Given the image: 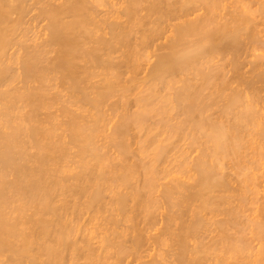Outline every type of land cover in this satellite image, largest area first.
I'll return each mask as SVG.
<instances>
[{
    "label": "bare ground",
    "instance_id": "bare-ground-1",
    "mask_svg": "<svg viewBox=\"0 0 264 264\" xmlns=\"http://www.w3.org/2000/svg\"><path fill=\"white\" fill-rule=\"evenodd\" d=\"M248 4L0 0V264L238 261L264 159Z\"/></svg>",
    "mask_w": 264,
    "mask_h": 264
},
{
    "label": "rangeland",
    "instance_id": "rangeland-1",
    "mask_svg": "<svg viewBox=\"0 0 264 264\" xmlns=\"http://www.w3.org/2000/svg\"><path fill=\"white\" fill-rule=\"evenodd\" d=\"M243 1H245V0H243ZM257 1H258V2H257ZM252 2H253V3H252ZM254 2H255V4H254ZM259 2H260V3H259ZM262 2H263V3H262ZM243 3H245V2H243ZM243 3H241V5H242ZM247 3H248V2H247ZM257 3H258V5H259V4L261 5V8L258 7ZM225 5L228 6L227 4H225ZM236 5H237V4H236ZM241 5L238 4V6H241ZM251 5H252V6H251ZM260 5H259V6H260ZM247 6H248V7L250 6V10H251L252 12L255 11V12H254L255 15H253L252 12L249 10V12L253 15V17H254V16H258V17H260V18L262 19V21H261V19H260V22L263 23V21H264V7H263V6H264V0H254V1H253V0H249V4L246 5V6H244L243 10H244ZM255 6H256V7H255ZM239 8H240V7H239ZM252 8H253V10H252ZM240 9H242V7H241ZM248 9H249V8H248ZM245 10H246V9H245ZM258 10H260V13H261V14H260V13L258 14V12H259ZM252 15H251V19L253 18ZM259 15H261L262 17L259 16ZM258 17H257V18H258ZM257 18H254V19H257ZM258 19H259V18H258ZM258 19H257V20H254V21H258V22H259ZM260 22H259V23H260ZM262 23H260V24H262ZM262 27H263V28H262ZM256 28H257V27H256ZM260 28H261V29H260ZM260 28L258 27L257 30H259V31L261 30V32H257V34L254 33V32H256V31L253 32L255 35L260 34V36H257V37H259L260 39L263 38V39H261L260 41H258V38H257V43H258V42H261V43H262V40H264V37H262V36H264V26L260 25ZM160 42H161V41H160ZM263 42H264V41H263ZM257 43H256L255 46H256V47L259 46V47H262V48H260L259 50H256L257 48L255 47V48H256V49H255L256 52H255V53L253 52V54L251 53V56H252V55H255V56H253L254 58L251 57V56H249V58H250V57L253 58V59H250L252 63H254V60H255V62H257V61L259 60V61H258L257 63H255V64H256V66H257L258 68H260V66H261V68H260V70H261V69H264V68H262V66L264 67V47H263V45H261V44H259V43H258V44H259V45H258ZM262 44H263V43H262ZM257 45H258V46H257ZM259 47H258V48H259ZM258 51H259V52H258ZM258 56H259L260 58H259ZM255 57H256V59H255ZM249 58H243V59L241 58V59H242V60H244V59L246 60V59H249ZM257 59H258V60H257ZM250 60H248V63H249ZM252 60H253V61H252ZM256 60H257V61H256ZM244 62H245V61H244ZM246 63H247V61H246ZM258 63H259V64H258ZM142 64L144 65V63H142ZM255 64H254V66H255ZM258 65H260V66H258ZM246 67L249 68V66H246ZM248 68H245V67H244V70L247 71ZM244 70H242V71H244ZM260 70H259V71H260ZM262 71H264V70H262ZM256 75H257V77H259L258 74H256ZM256 75H254V76H256ZM142 76H143V74H142L140 77H139V75H138L139 78H142ZM252 76H253V74H252ZM260 78H261L260 80H261L262 82L259 81V82H256V84L263 83V81H264V80L262 79L263 76H261ZM254 79H255V78H254ZM256 79H257V78H256ZM252 82H253V80H252ZM254 83H255V82H254ZM256 84H255V85H256ZM253 85H254V84H253ZM255 85H254L255 89H258V87L260 86V89L257 90L258 92H259V90H262V89H261V85H262V84L259 85V86L257 85L258 87L255 86ZM263 85H264V83H263ZM232 87H234V86H232ZM263 87H264V86H263ZM263 87H262V88H263ZM242 88H243V87H242ZM242 88H241V89H242ZM238 89H239V88H238ZM263 89H264V88H263ZM262 92H264V91H262ZM260 93H261V92H260ZM252 94H253V93H251V95H252ZM258 94H259V93H258ZM258 94H257V95L253 94V96L255 95V96H257L256 98H260L261 96H259L260 94H259V95H258ZM261 94H262V93H261ZM249 96H250V95H249ZM253 96L249 97V99L252 98ZM255 96H254V97H255ZM263 96H264V93L262 94V97H263ZM131 97H132V96H130L129 98H131ZM256 98H254V99H255V102H254V103H256V104H254L255 107H254V105H253L254 110H257V109H255V108H257L256 105H258V103H259V102H257V99H256ZM249 99H248V100H249ZM115 100H116V99H113V100H110V101L112 102V101H115ZM259 100H262L261 102L264 104V99L261 98V99H259ZM249 101H250V100H249ZM261 102H260V103H261ZM260 103H259V104H260ZM262 103H261V105H260L259 108H261V107L263 108V107H264ZM262 108H261V109H262ZM51 111L53 112V110H51ZM258 111H260V110H258ZM258 111H257V112H258ZM56 113H58V112H56ZM258 114H259V113H258ZM113 119H114V121L116 120V118H113ZM113 119H112V120H113ZM112 120L109 121V122H111V123L108 125L107 129L105 128V131H104V129H103V131H104L103 133H104V134L101 132L102 135L100 134L101 137L99 136L100 139H101V138H102V139L104 138L103 140H100V142L98 141L99 144L102 143L101 145H103V144H107V143H108V142H107V141H108L107 136H108V135L110 136V133H112L110 126L113 127L112 124H114V121H112ZM115 122H116V121H115ZM106 126H107V125H106ZM132 141H133V140H132ZM105 142H106V143H105ZM98 143H97V144H98ZM181 144H182V143H180V146H181ZM182 145H183V144H182ZM132 147H134V144H133ZM131 149H132V148H131ZM134 149H135V148H133V150H134ZM112 150H113V149H112ZM112 150H111L110 152H113ZM246 151H248V150H246ZM256 151H257V150H256ZM256 151H255V152H256ZM71 152L74 153L75 150H74V151L71 150ZM248 152H251V153H252L251 150L248 151ZM244 153H245V152H244ZM253 153H254V151H253ZM256 153H258V152H256ZM109 154H110V153H109ZM191 154H192V155H190L191 158H193V157L195 158V157L197 156V152H196V151H195V152H192ZM195 154H196V155H195ZM247 154H248V153H247ZM247 154L245 155L246 157H247ZM114 155H115V154H112L113 157H112V156H111V157H112V158H115L116 156H114ZM249 155H250V153H249ZM251 155H252V154H251ZM251 155H250V156H251ZM192 156H193V157H192ZM245 156H244V157H245ZM250 156H249V158H250ZM255 157H256V155H255ZM255 157H254V159H255ZM251 158H253V156H252ZM262 158H263V157H262ZM75 159L77 160V158H75ZM75 159H74V160H75ZM243 159H244V158H243ZM74 160H73V161H74ZM76 160H75V161H76ZM248 160H249V159H247V160L244 161V162H249V163H251V159H250V161H248ZM256 160H257V159H256ZM256 160H255V161H256ZM75 161H74V162H75ZM253 161H254V160H253ZM255 161L252 162V163H255ZM258 161H259V160H258ZM263 161H264V159H263ZM263 161H262V160H261V162H260V161H259V162L256 161V163H258V165H259V163H262ZM115 162H116V161H115ZM249 163H247V165H249ZM263 163H264V162H263ZM70 165H71V163H69V166H70ZM253 165H254V164H253ZM256 165H257V164H256ZM258 165H257V166H258ZM262 165H263V166H262ZM262 165H260V167L258 166V169L256 168L257 166H255V168H256L257 170H256L255 168L251 169V171L254 172L253 174H255V175H254L255 177H253V179H254V178L257 179L256 176L258 177V179H259L260 177H261V178H260L259 180H257V181H259V182H257L256 180H255V181H252V183H254V184L252 185V186H253V189L255 188L254 192L252 193V194H253L252 196L255 195V196H254L255 198L253 197L254 199L252 198V200H254V201H253V202H250L251 204L249 203L251 206H249V204H247V205L249 206V208L251 207V208H255V209H253L251 212H250V211H249V212L246 211V214L244 213L245 211L243 212L244 216L242 215V217H244V218L240 217L241 220H242V219L245 220V221H243V223H247L248 221L246 222V220H249V219H250L251 221L253 220L252 222H253L254 225H255L256 222H257L258 224L261 223V224L264 225V210H263V208H264V199H263V198H264V197H263V194H264V185H263V184H264V179H263V178H264V164H262ZM250 166H251V164H250ZM72 167H73V169H75V172H74V170L72 169ZM251 168H252V166H251ZM259 168H260V170H259ZM70 169L73 170V171L70 170L71 173H72V172L76 173V172L78 171V169L76 170V165L71 166ZM254 169H255L256 171H255ZM253 170H254V171H253ZM251 171H250V170H249V172L246 171V172H245V173H247L246 176H248V173L250 174ZM252 172H251V173H252ZM72 174H73V173H72ZM253 174L249 175V177H250V176H253ZM259 176H260V177H259ZM250 178L252 179V177H250ZM250 178H248V179H250ZM253 179H252V180H253ZM248 181H249V180H248ZM250 181H251V180H250ZM261 181H263V183H261ZM250 183H251V182H250ZM256 186H257L258 188H259V187H260V188L258 189ZM249 188L252 189V187H249ZM253 189H252V190H253ZM262 190H263V192H262ZM255 191H256V192H255ZM259 192H260V193H259ZM249 193H250V192H249ZM249 193H248V194H249ZM257 193H258L259 195H258ZM256 194H257V195H256ZM248 196H250V195H248ZM252 196H250V198H251ZM259 199H260V200H259ZM250 200H251V199H250ZM256 201H257V202H256ZM252 203H255L256 205H252ZM257 204H258V205H257ZM262 204H263V207H262ZM248 206L245 207L247 210H248ZM256 206H257V207H256ZM246 209H245V210H246ZM256 210H257V212H259V210H261V212L257 213ZM254 211H255V212H254ZM262 211H263V212H262ZM253 212H254V214H253ZM248 214H249V215H248ZM83 215L85 216L86 214L83 213L82 216H81V218H82V217L84 218ZM245 215H246V217L248 216V218H246ZM255 215H256L257 217H256ZM250 216H251V217H250ZM260 216H261V217H260ZM258 217H259V218H258ZM83 218H82V220H84ZM86 218H87V217H85V219H86ZM159 218H160V217H158V219H159ZM245 218H246V219H245ZM219 219H220V217H219ZM219 219L217 218V220H219ZM258 219H259V220L261 219L260 222H259ZM241 220H240V221H241ZM256 220H257V221H256ZM255 221H256V222H255ZM261 221H262L263 223H262ZM252 222H251V223L248 222L247 225H248L249 227L244 228V229H246V230H243V229L241 230L240 233H241V234L243 233L242 235H244V236H242V235L238 232V233L240 234V235H238V237H240L239 240L242 239V241H243L244 239H246V240L243 241V243L245 242L244 244H243L242 242H240V247H245V249H243V248L240 249V248L238 247L239 250H242V251L244 250L243 253L239 252V253H240L239 256L243 254L242 256H240V258L243 260L244 257H245V260H243V262H242V260H240V258H239V256H238V258H237L238 261L236 262V260H234V261L236 262V263H234V261H233L234 264H239V263H240V264H262V263H263V264H264V255H263V254H264V251H263V250H262V251H259V250L261 249V246H262L263 249H264V245H263V244H264V240H263V239H264V236L261 237V238H263V239H261V240H262V241H261V240L258 238V237H259L258 235H256V236L254 235L255 233H257V231H256V229L252 228V226H251ZM160 223H161V222H159V224H160ZM253 224H252V225H253ZM261 224H259V225L261 226ZM259 225H258V226H259ZM158 226L160 227V225H158ZM158 226H157L155 229H158V228H159ZM250 226H251V227H250ZM256 226H257V225H256ZM239 227H240V226H239ZM262 227H264V226H262ZM240 228H241V227H240ZM248 228H251V229L248 230ZM255 228H256V227H255ZM155 229H154V230H155ZM252 229H254V230L252 231ZM154 230L151 232L152 235H154L155 232H156V231H154ZM250 230H251V231H250ZM243 231H245V232H243ZM254 232H255V233H254ZM208 233H209V234H208ZM208 233L203 234V239H201V241L203 242V244L206 243V245H207V244L210 245V244H211L212 237H213V236H217L216 231L208 232ZM244 233H246V234H244ZM253 233H254V234H253ZM212 234H213V235H212ZM251 234H252V235H251ZM204 235H205V236H204ZM254 236H255V237H254ZM257 236H258V237H257ZM204 237H205V238H204ZM210 237H211V238H210ZM236 237H237V235H236ZM238 237H237V238H238ZM241 237H243V238H241ZM244 237H245V238H244ZM252 237H253V238H252ZM214 238H215V237H214ZM247 238H248V239H247ZM258 240H259L260 242H259ZM209 241H210V243H209ZM246 241H247V242H246ZM167 242H168V241H167ZM167 242H165V244H166V245H164L165 247H164V246H163V247L161 246L162 248L160 247V249H159L158 247H156V249L158 248V250H157V254H159L160 256H164V255H165V256H169L168 254L171 253L172 248L169 246L170 244L167 243ZM250 242H251V243H250ZM253 242H254V243H253ZM147 243H148V242H147ZM258 243H259V244H258ZM260 243H261V244H260ZM93 244H94V243H93ZM93 244H92V247H96V246H97V245H95V244L93 245ZM167 244H168V245H167ZM257 244H258V245H257ZM145 245H146V246H145ZM246 245H247V246H246ZM248 245L250 246V249H249V246H248ZM259 245H260V246H259ZM143 246H145V247L148 246V248H145V250H144V248L142 249V251H144V252H142L141 254H142V256H144V257H142L143 260H141V261H144V262H145V261H149V260H150L149 258H150L153 254L156 255V249H154L155 247L149 246V244L147 245L146 242L144 243ZM254 246H255V247H254ZM149 247H150V248H149ZM166 247H167L168 249H166ZM169 247H170L171 249H170ZM246 247H247L248 250L246 249ZM258 247H260V248H258ZM255 248H256V249H255ZM169 249H170V251H169ZM146 250H147V251H146ZM151 250H152V251H151ZM154 250H155V251H154ZM161 250H163V251H161ZM164 250H166V252H164ZM246 251H247V252H246ZM161 252H162V253H161ZM257 252H258V253H257ZM259 252H261V253H259ZM262 252H263V253H262ZM165 253H167V255H166ZM244 253H246V254L244 255ZM255 253H256V254H255ZM163 254H164V255H163ZM170 255H171V254H170ZM257 255L260 256V257H258ZM165 256H164V257H165ZM210 256H211V255H209V256L207 255L206 257L209 258ZM249 257H250V259H249ZM165 258H166V257H165ZM210 258H212V257H210ZM148 259H149V260H148ZM247 259H248V261H247ZM168 260H170V262H168ZM171 260H172V258H170V259L166 258V261H167L168 263H171ZM260 260H263V261H260ZM83 261H84V260L80 259L79 264H85ZM255 261H256L257 263H256ZM76 262L78 263V261H76ZM162 262H163V261H162ZM162 262H161V263H162ZM167 262H164V263H165V264H168ZM208 262H209V261H207V264L211 263V262H209V263H208ZM109 263H110V262H109ZM109 263H108V264H109ZM164 263H163V264H164ZM74 264H76V263H74ZM103 264H106V263H103ZM171 264H172V263H171ZM173 264H174V262H173ZM205 264H206V263H205Z\"/></svg>",
    "mask_w": 264,
    "mask_h": 264
}]
</instances>
